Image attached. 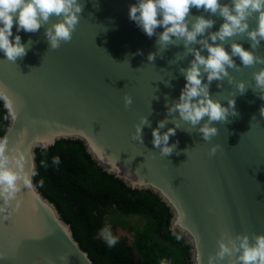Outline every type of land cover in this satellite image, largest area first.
I'll use <instances>...</instances> for the list:
<instances>
[{"label": "water", "instance_id": "1", "mask_svg": "<svg viewBox=\"0 0 264 264\" xmlns=\"http://www.w3.org/2000/svg\"><path fill=\"white\" fill-rule=\"evenodd\" d=\"M0 264H94L34 182L79 141L168 208L190 264H264V0H0Z\"/></svg>", "mask_w": 264, "mask_h": 264}, {"label": "trees", "instance_id": "2", "mask_svg": "<svg viewBox=\"0 0 264 264\" xmlns=\"http://www.w3.org/2000/svg\"><path fill=\"white\" fill-rule=\"evenodd\" d=\"M7 124L0 101V138ZM36 161V186L94 264H190L183 236L169 231L168 208L151 192L103 172L81 142L37 150Z\"/></svg>", "mask_w": 264, "mask_h": 264}, {"label": "rangeland", "instance_id": "3", "mask_svg": "<svg viewBox=\"0 0 264 264\" xmlns=\"http://www.w3.org/2000/svg\"><path fill=\"white\" fill-rule=\"evenodd\" d=\"M103 234L104 235H109V232L108 231H105Z\"/></svg>", "mask_w": 264, "mask_h": 264}]
</instances>
